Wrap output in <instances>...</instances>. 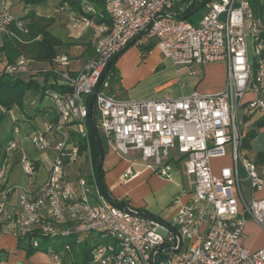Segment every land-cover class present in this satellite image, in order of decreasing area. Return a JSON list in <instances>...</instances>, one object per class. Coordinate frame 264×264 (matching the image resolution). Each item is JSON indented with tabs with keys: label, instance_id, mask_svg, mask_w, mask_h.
Instances as JSON below:
<instances>
[{
	"label": "built area",
	"instance_id": "obj_1",
	"mask_svg": "<svg viewBox=\"0 0 264 264\" xmlns=\"http://www.w3.org/2000/svg\"><path fill=\"white\" fill-rule=\"evenodd\" d=\"M99 1L110 24L97 23L88 16L73 19L74 28L83 24L93 30L92 59L77 75L56 73L67 90L45 91L55 119L43 122L29 134L35 150L44 153L47 178L34 192L4 181L0 232L17 236L39 231L47 238L96 235L106 241L94 246L91 264H157L160 247L176 251L161 264H264V248L251 252L242 241L248 222L264 229V198L247 203L240 189V169L253 193L264 187L258 167L241 154L242 118L264 112V27L255 18L249 1L211 0L201 9L198 25L172 10L178 4L200 6L205 0ZM86 12L96 13L92 5L86 6ZM14 23L7 2L0 0V45ZM17 26L22 27L21 23ZM151 41L178 70L192 75L209 64L224 63L228 67L226 89L217 94L195 91L180 98L120 99L106 92L109 83L104 79L96 96L99 130L119 157L136 155L146 168L170 182L176 163L183 162L185 173L192 178V192L187 205H181L179 197L174 200L177 212L168 223L180 234L181 246L177 237L158 222L143 218L131 207L116 208L107 203L96 176L92 185L85 178L78 179L77 187L67 176V166L77 163L82 154L92 162L89 99L104 71L130 43L144 47ZM69 61L61 55L53 64L66 66ZM26 63L21 59L5 66L0 78L25 73ZM80 141L85 145L83 151ZM15 151H20L19 162L32 183L35 161L17 141L9 145L7 154ZM228 157L232 165L215 174L213 161ZM6 173L5 163L0 180H5ZM131 174L127 171L124 179ZM183 241L189 242L186 249ZM33 245L37 247L38 242ZM70 252L71 247L66 245L61 253H53V264H63V256Z\"/></svg>",
	"mask_w": 264,
	"mask_h": 264
},
{
	"label": "crops",
	"instance_id": "obj_2",
	"mask_svg": "<svg viewBox=\"0 0 264 264\" xmlns=\"http://www.w3.org/2000/svg\"><path fill=\"white\" fill-rule=\"evenodd\" d=\"M5 1L16 19L23 18L30 12H35L39 16L54 17L56 23L51 28V32L64 43L61 54L70 59L66 66L58 67L53 63L27 61V71L21 75V78L26 81L34 78L40 85L54 84L55 82L62 84L56 75L58 71H68L71 74L77 75L84 70V67L94 55L93 30L90 28L86 29L83 24L78 28H74L73 19H79L82 16L80 13L71 10L68 6H59L58 0H50L45 6L41 7H26L22 0ZM18 2L20 4L19 14H16L13 11V7L14 3ZM41 8H45V10H41ZM146 48L150 50L148 52L143 51ZM114 62L113 68L116 82L112 86V93L120 99L138 101L157 100L166 98L167 96L180 98L189 96L195 91L208 95L221 93L226 89L228 78V67L226 64H209L203 68H199L196 75H192L187 70H178L171 60L165 59L156 48L154 41H151L150 44L144 47L134 44L127 48ZM0 65L4 66L5 63L1 61ZM43 74L49 75L44 76ZM31 94L35 96L29 99L28 97ZM251 97V95H248V98ZM24 106V111H20V115L14 117V122L20 120L28 122L31 125V129L27 134L41 127L43 122L55 119V113L50 101L46 98L40 99L39 95L33 92H29L26 95ZM29 108H33L32 115L28 113ZM263 119L264 112L252 114L247 123L242 122V132L246 134L248 131L253 130L257 123ZM37 120H41V125L36 122ZM16 130L13 135L14 141L19 143L16 138L19 130L18 133H16ZM98 131L104 151L102 164L104 183L109 194L114 200L127 201L131 208L142 210V213L151 214L166 223H170L178 208V206L173 205L174 200L179 197L180 204L187 205L192 192V178L185 173L183 162L179 161L176 163L173 181H167L146 168L138 156L133 155L130 158L119 157L108 143L105 134L101 130ZM241 154L258 167V171L264 179V127L258 130L249 143H245L242 146ZM32 160L39 165L38 172H40L41 158ZM18 163L20 162L18 161ZM212 164L214 173L219 174L222 167L231 166L232 161L228 157L216 159ZM12 167L13 165L9 166L8 157L7 168L10 169H7V173L11 171ZM127 171H131L132 174L130 178L124 179ZM46 174H44L45 176H43L40 182L30 183L28 180L27 184L23 187L33 192L36 191L44 184L47 178ZM244 175V179L240 178V189L243 199L247 203H250L253 199H263L264 187L262 190L253 193L245 172ZM67 176L71 185L77 187V182L80 178H85L89 185H92L93 177L96 175L92 162L82 154L77 163L67 166ZM4 181L9 185V176H5V180H0V190L3 188ZM15 200L16 195H13L12 201ZM240 210L241 212L243 211L241 204ZM243 233V244L251 252L264 248V229L257 223L253 221L248 222L244 227ZM75 237L78 238L81 245L86 241H89L88 243L91 246L106 241L93 234ZM183 244L186 249L189 242L183 241ZM0 251L5 253V256H2V261L6 264H53L52 255L47 253L39 252L33 257L28 258L26 252L18 248L17 237L6 232H0ZM71 261H74V259H71ZM67 262H69L68 258Z\"/></svg>",
	"mask_w": 264,
	"mask_h": 264
},
{
	"label": "trees",
	"instance_id": "obj_3",
	"mask_svg": "<svg viewBox=\"0 0 264 264\" xmlns=\"http://www.w3.org/2000/svg\"><path fill=\"white\" fill-rule=\"evenodd\" d=\"M26 7H36L40 5H46L50 0H22ZM59 6H68L71 10L80 13L82 16H88L94 19L97 23H107L110 24V19L105 11L104 5L99 0H58ZM250 6L254 12L255 18L263 22L264 27V0H248ZM87 5H92L96 11L95 14H90L86 12L85 7ZM198 5H192L187 7L183 4L176 5L172 11L175 13L186 17L192 11H194ZM81 18V17H80ZM56 19L54 17L39 16L35 12H30L23 18L16 19L15 23L11 25L9 32L10 35L3 38V42L0 45V62L3 61L5 66L15 65L19 60L25 59L26 61H35L38 63H49L55 62L57 57L61 56V49L64 46L62 40L53 35L51 28L55 25ZM190 22L192 18L187 19ZM18 23H21L22 27H18ZM264 38V30L261 34ZM150 49L146 48L143 51L148 52ZM114 64L110 65L108 75L112 76V80L115 77ZM52 74V73H50ZM21 75H2L0 78V125L10 116V113L15 109L24 111V99L29 92H33L39 95L40 99L45 98V91L48 89H53L57 91L64 92L66 87L62 84L55 82L54 84H44L40 85L34 78L28 81L21 78ZM48 76L49 74H43ZM34 76V75H33ZM31 76V77H33ZM38 76V75H35ZM90 102V99H89ZM94 122L96 124L97 131L98 127V117L96 108H93L92 113ZM250 117V116H249ZM249 117H243L242 122L247 123ZM264 127V119L257 123L253 130L248 131L243 134L242 146L245 143H249L251 138L258 132L259 129ZM242 131V130H241ZM14 134H8L6 136H0V169L7 162L9 155L7 154V148L14 142ZM99 135V131H98ZM90 136V147L92 154V165L93 170L96 175V166L98 160V148L92 137L89 127ZM100 138V136H99ZM79 141V140H78ZM82 151L85 145L80 141ZM241 146V148H242ZM36 163V162H35ZM39 165H35V170L38 172ZM101 176L104 183V172L101 169ZM105 185V183H104ZM105 188L107 189L106 185ZM108 191V189H107ZM119 207L127 208L130 207L129 203L124 200H115ZM142 213V210L135 209ZM18 248L26 252L27 257L31 258L36 253L42 252L52 255L53 253H61L66 245L71 247V252L66 253L63 258V264H91L92 262V252L94 246H91L87 241L84 244H79L78 238L75 236L69 237H56L47 238L43 237L39 231H34L31 233H26L24 235H17ZM34 241L38 242V246L34 247ZM102 243V242H101ZM100 244V243H99ZM2 256H5L3 251H0V261H2ZM171 256L170 253H159L157 256V264H161L168 260ZM67 258L69 262H67ZM74 259V261H71Z\"/></svg>",
	"mask_w": 264,
	"mask_h": 264
},
{
	"label": "rangeland",
	"instance_id": "obj_4",
	"mask_svg": "<svg viewBox=\"0 0 264 264\" xmlns=\"http://www.w3.org/2000/svg\"><path fill=\"white\" fill-rule=\"evenodd\" d=\"M19 6H20L19 2L14 3L13 11L16 14H19ZM41 6H45V5H40V7ZM41 10H45V8H41ZM201 15H202V11L198 12L197 14H194V16L192 17V21H193L194 25H198L200 18H201ZM249 50H250V56L252 58L254 51H253V47H252L251 43H250ZM3 68H4V66L0 65V71H2ZM106 80L109 83V87H108L109 89H107L106 92L108 94L115 95L112 93V86H113L114 82H116V77H114V80H112V76H109ZM34 96H35L34 94H31L28 98L32 99ZM26 103H27V101H26ZM32 109L29 108V111H28L29 115H32V113H33ZM18 115H20V110L14 109L12 114H10V116L7 117L6 120H4V122L0 125V136L4 137L10 133L14 134V131L16 129L19 130V134H16V138L19 142L18 145H19L20 149H22L24 151V153L31 159L41 158L40 172H38V174H36L32 179V182H40L41 179L43 178V176H45L44 174H46V169H45L44 163H43L44 153L37 152L35 150L34 146L32 145L30 139H29V134H27V133L30 131L31 125L28 122H22L21 120L18 122H14V117H17ZM36 122L39 125H41V120H39V121L37 120ZM20 156H21L20 151H15V152L10 154L9 166L13 165V167L11 168V171L10 172L8 171V173L6 174V177L9 176V185L15 186V187H16V185L25 186L28 182V177L24 173L21 164L18 163ZM6 164H7V162H6ZM7 169H10V168H7ZM240 170H241L240 178L244 179V176H245L244 172L242 171V169H240Z\"/></svg>",
	"mask_w": 264,
	"mask_h": 264
},
{
	"label": "water",
	"instance_id": "obj_5",
	"mask_svg": "<svg viewBox=\"0 0 264 264\" xmlns=\"http://www.w3.org/2000/svg\"><path fill=\"white\" fill-rule=\"evenodd\" d=\"M211 0H205L200 6H198L194 11H192L189 15H187L186 17H183L182 19H189L190 17L194 16V14H197L198 12L201 11V9L206 6ZM134 45V42L130 43L128 45V47H126L125 49H123L120 53H118L113 59L112 61L110 62V64L108 65V68L104 71L102 77H101V80L99 82V85L95 88V91L90 99V103H89V119H88V122H89V127H90V132L92 134V137L96 143V146L98 148V153H99V156H98V160H97V166H96V180H97V185L99 186V190L100 192L102 193L104 199L106 200L107 203H109L111 206L113 207H116V208H121L118 206V204L116 203V201L113 199V197L109 194V192L107 191V189L105 188V185L103 183V179H102V176H101V169H102V164H103V158H104V151H103V146L101 144V141L99 139V135H98V131H97V128H96V124L94 122V119H93V116H92V113H93V108H94V105H95V101H96V96H97V93L99 92V88L103 82V80L105 79L106 75H108V71H109V67L111 64H113V62L129 47L133 46ZM126 212L128 213H133L130 209H124ZM138 215L142 216L143 218H146V219H150V220H154L156 222H158L160 225H162L163 227L167 228L170 232H172L176 237L177 239L179 240V243H180V246L182 244V238L180 236V234L178 233V231H176L174 228H172L171 225H169L168 223L158 219L157 217L151 215V214H148V213H137ZM162 252H165V253H170V252H176L175 250H172V249H167L165 247H160L158 250H157V253H162Z\"/></svg>",
	"mask_w": 264,
	"mask_h": 264
}]
</instances>
